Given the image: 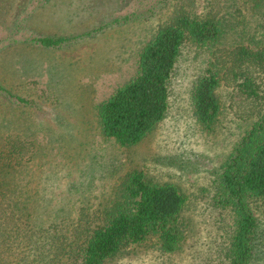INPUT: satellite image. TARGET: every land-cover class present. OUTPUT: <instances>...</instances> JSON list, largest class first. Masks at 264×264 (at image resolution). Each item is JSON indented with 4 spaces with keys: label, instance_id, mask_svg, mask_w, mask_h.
<instances>
[{
    "label": "rangeland",
    "instance_id": "374dc122",
    "mask_svg": "<svg viewBox=\"0 0 264 264\" xmlns=\"http://www.w3.org/2000/svg\"><path fill=\"white\" fill-rule=\"evenodd\" d=\"M182 9L219 20V41L183 46L165 119L140 144L122 147L102 133L98 107L136 77L141 50ZM36 37L72 40L44 48ZM238 47L264 49V0H0V191L38 228H87L122 200L128 177L143 172L187 198L184 241L165 253L152 236L104 264H229L235 219L216 203L215 182L264 113V67H252L258 99L227 81ZM211 63L222 78L221 113L207 131L191 94ZM249 205L258 222L251 264H264V200Z\"/></svg>",
    "mask_w": 264,
    "mask_h": 264
},
{
    "label": "trees",
    "instance_id": "16d2710c",
    "mask_svg": "<svg viewBox=\"0 0 264 264\" xmlns=\"http://www.w3.org/2000/svg\"><path fill=\"white\" fill-rule=\"evenodd\" d=\"M220 35L215 17L198 18L183 9L175 13L141 50L136 77L98 107L104 136L122 147L140 144L167 115L170 83L183 46H211ZM71 40L36 37L31 41L44 48H58ZM230 53L236 69L230 66L227 73L233 76L227 81L246 98H260L252 67H264V49L238 47ZM215 67L210 64L191 94L194 114L207 131L214 128L221 113L216 91L222 78ZM215 189L216 203L231 209L235 219L229 264H251L258 222L249 202L264 200V113L221 167ZM123 192L122 200L98 225L80 228L61 222L38 228L29 210L16 207L17 211L0 191V220H4L0 222V264H104L123 248L145 243L152 236L163 252L177 251L184 241L180 217L187 202L179 188L148 181L143 172L136 171L128 177Z\"/></svg>",
    "mask_w": 264,
    "mask_h": 264
}]
</instances>
